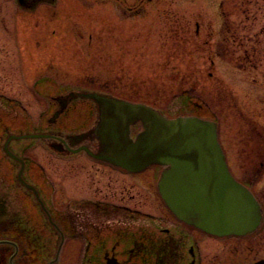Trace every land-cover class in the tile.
Returning a JSON list of instances; mask_svg holds the SVG:
<instances>
[{"label":"rangeland","instance_id":"obj_1","mask_svg":"<svg viewBox=\"0 0 264 264\" xmlns=\"http://www.w3.org/2000/svg\"><path fill=\"white\" fill-rule=\"evenodd\" d=\"M0 7V102L10 121L19 114L24 126L12 130H44L56 107L52 97L72 90L147 103L170 118L198 110L218 123L232 173L264 204V0H51L30 11L0 0ZM39 143L22 146L29 163L37 160L54 176L58 191L93 192L89 182L78 188L81 171L70 180L64 175L80 170L83 159L66 165ZM148 194L162 207L153 188L141 192L116 174V201L136 195L135 204L158 212L144 202ZM202 237L205 264L264 259V227L247 238ZM79 261L60 257L61 264Z\"/></svg>","mask_w":264,"mask_h":264},{"label":"flooded vegetation","instance_id":"obj_2","mask_svg":"<svg viewBox=\"0 0 264 264\" xmlns=\"http://www.w3.org/2000/svg\"><path fill=\"white\" fill-rule=\"evenodd\" d=\"M2 10L0 7V27L3 26ZM3 96L5 94L0 92V99ZM83 107L82 110L76 105L68 110L65 130L87 129L94 123V107L90 104ZM7 109L6 104L0 102V264H61L60 260L56 263L58 254L59 257L80 256L78 264H205L201 235L218 241L235 238L215 237L176 219L158 192L162 167L133 173L87 152L75 155L48 152L52 159L70 166L83 159L80 170L75 167L64 175L70 180L74 171H81L84 180L78 188L84 190L89 182L88 187L93 192L68 197L58 191L54 176L37 160H33V165L29 163L22 143L12 140V153L26 162L27 176L22 178L39 192L51 216V224L39 201L19 180L20 163L4 151L9 134H18V129L12 130L11 124L18 128L23 126H19L23 121L21 115L12 114L11 122L5 112ZM60 129L66 132L62 126ZM94 140L89 144L96 152L99 145ZM146 172L148 174L139 180L138 175ZM116 174L138 185L141 192L153 188L162 207L155 208L157 204L152 194L146 195L144 202L158 212L147 209L144 204H135L136 195L116 201Z\"/></svg>","mask_w":264,"mask_h":264},{"label":"water","instance_id":"obj_3","mask_svg":"<svg viewBox=\"0 0 264 264\" xmlns=\"http://www.w3.org/2000/svg\"><path fill=\"white\" fill-rule=\"evenodd\" d=\"M17 1L29 11L44 2ZM52 99L56 107L44 130L9 134L4 147L20 163L19 180L35 195L51 224L39 192L22 178L26 162L12 153V140H39L61 155L87 152L133 173L162 167L158 189L167 208L178 220L209 235L250 237L264 226V207L252 188L230 171L215 120L192 114L170 118L147 103L95 90H72ZM82 102L94 107V123L87 129L61 132V119ZM93 140L99 145L96 152L89 144Z\"/></svg>","mask_w":264,"mask_h":264},{"label":"trees","instance_id":"obj_4","mask_svg":"<svg viewBox=\"0 0 264 264\" xmlns=\"http://www.w3.org/2000/svg\"><path fill=\"white\" fill-rule=\"evenodd\" d=\"M196 113L199 114V113H201V112L197 110Z\"/></svg>","mask_w":264,"mask_h":264}]
</instances>
